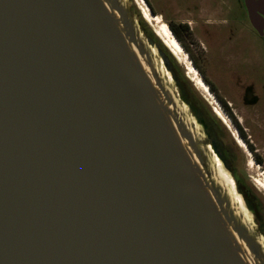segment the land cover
Segmentation results:
<instances>
[{
    "label": "water",
    "instance_id": "95a60500",
    "mask_svg": "<svg viewBox=\"0 0 264 264\" xmlns=\"http://www.w3.org/2000/svg\"><path fill=\"white\" fill-rule=\"evenodd\" d=\"M191 88L136 0H0V264H264Z\"/></svg>",
    "mask_w": 264,
    "mask_h": 264
},
{
    "label": "flooded vegetation",
    "instance_id": "af4514ba",
    "mask_svg": "<svg viewBox=\"0 0 264 264\" xmlns=\"http://www.w3.org/2000/svg\"><path fill=\"white\" fill-rule=\"evenodd\" d=\"M145 2L169 26L207 85L208 95H204L182 70L212 120L226 132L232 171L256 190L254 197L243 188L247 197L259 199L255 211L264 233V190L259 186L264 183V0H174L171 9L175 7L185 18L177 24L157 13L150 0ZM184 36L196 38L202 54L195 56Z\"/></svg>",
    "mask_w": 264,
    "mask_h": 264
},
{
    "label": "bare ground",
    "instance_id": "6f19581e",
    "mask_svg": "<svg viewBox=\"0 0 264 264\" xmlns=\"http://www.w3.org/2000/svg\"><path fill=\"white\" fill-rule=\"evenodd\" d=\"M136 2L140 10L144 14L146 20L151 24V26L155 30L156 34L167 44V46L172 50L178 61L185 67L187 75L191 79V81L196 84V86L204 95H208L207 85L201 79L200 74L193 69V66L190 63V59L187 57L186 52H184V49L182 48L178 40L171 33V29L169 28V26L162 20L160 16L152 14L145 0H136ZM224 120L225 119H223V121ZM218 173L223 179V182L226 183L230 188L233 199L236 201H240V197L235 192L230 181L229 175L222 168L218 170ZM259 186L260 188H262V190H264V183L260 184Z\"/></svg>",
    "mask_w": 264,
    "mask_h": 264
},
{
    "label": "rangeland",
    "instance_id": "374dc122",
    "mask_svg": "<svg viewBox=\"0 0 264 264\" xmlns=\"http://www.w3.org/2000/svg\"><path fill=\"white\" fill-rule=\"evenodd\" d=\"M173 1L174 0H150L153 8L156 10L157 13H161L165 17L166 20L168 21L170 20L169 22H173L177 24V22L182 21L185 18L182 16L181 12H179L175 7L171 9L172 5L174 4ZM184 40H185L186 46L190 48L191 52L195 56H197V54H202L200 50L202 46L196 40V38L194 39L192 36H188L185 38L184 36ZM180 68L184 72H187L185 67L182 64L180 65Z\"/></svg>",
    "mask_w": 264,
    "mask_h": 264
},
{
    "label": "trees",
    "instance_id": "16d2710c",
    "mask_svg": "<svg viewBox=\"0 0 264 264\" xmlns=\"http://www.w3.org/2000/svg\"><path fill=\"white\" fill-rule=\"evenodd\" d=\"M172 29H173V32L176 33V30L173 27H172Z\"/></svg>",
    "mask_w": 264,
    "mask_h": 264
}]
</instances>
